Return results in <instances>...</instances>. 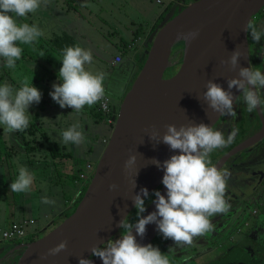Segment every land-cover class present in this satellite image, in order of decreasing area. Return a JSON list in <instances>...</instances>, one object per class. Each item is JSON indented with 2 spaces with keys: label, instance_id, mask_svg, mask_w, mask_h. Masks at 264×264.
<instances>
[{
  "label": "clouds",
  "instance_id": "clouds-1",
  "mask_svg": "<svg viewBox=\"0 0 264 264\" xmlns=\"http://www.w3.org/2000/svg\"><path fill=\"white\" fill-rule=\"evenodd\" d=\"M48 0H0V67L14 70L17 62L22 59V45H35L44 35L36 24L24 22L29 14L37 12ZM82 7H91L83 4ZM243 31L250 34L253 41L259 43L264 37V28H260L254 19L249 18ZM199 35V30L186 34L178 33L177 39L187 43ZM40 57H44L41 52ZM61 67L57 74L59 83L52 85L49 92L52 100L60 108H71L72 112L83 114L85 107L92 108L106 97L105 79L107 74L102 71L92 72L86 68L93 62L90 49L79 45L66 46L60 50ZM242 52L237 47L222 64L236 71L235 77L227 79V90L213 79H209L204 87L202 99L207 107L219 116L236 117L234 103L240 97L249 113L264 111V71L260 67H242L239 60ZM28 78H24L18 87L7 81L0 83V128L6 134L25 132L31 123L32 115L29 108L39 104L42 92ZM233 89L240 92L235 96ZM200 100V98H197ZM166 131L161 136L153 126L149 138L156 144L164 143L172 155L163 162L153 158L152 164L163 170L162 184L166 195L154 190L155 211L147 216L145 199L149 197L147 188H141L131 197L136 209V222H130L124 216L117 227L122 231L119 238L108 239L106 242L93 245L88 251L91 256L98 257L102 264H171L168 254L160 251L151 243L142 245L137 242V236L143 238L146 226L155 224L159 234L164 239H171L176 247H190L194 239L204 236L214 230L212 217L227 214L231 204L226 198L230 171L218 167L212 161V154L232 143L239 129L233 128L227 138L222 131L203 122L196 124H175L165 126ZM61 143L80 146L86 142L84 126L79 122L72 123L60 131ZM136 156L132 155L125 161V175L135 176L139 171L134 168ZM18 175L10 184V191L16 194L29 193L36 179V173L26 165L18 164ZM110 189L117 186L112 184ZM136 188L135 179L132 190ZM78 195V194H77ZM45 205H55L56 201L47 195L41 197ZM135 231V235L133 234ZM67 240H62L56 246L40 256L41 260L55 256L67 249ZM172 248H169V251ZM79 264H93L91 258H79Z\"/></svg>",
  "mask_w": 264,
  "mask_h": 264
},
{
  "label": "water",
  "instance_id": "water-1",
  "mask_svg": "<svg viewBox=\"0 0 264 264\" xmlns=\"http://www.w3.org/2000/svg\"><path fill=\"white\" fill-rule=\"evenodd\" d=\"M174 6L147 37L145 59L120 102L111 134L73 212L43 237L20 244L21 251L12 264H79L80 256L91 258L93 264H102L88 250L100 240L119 238L118 222L135 209L131 197L141 188H147L149 195L154 190L166 195L161 182L162 169L138 177L133 190V175H125V161L130 156H136L134 168L137 169L141 156L162 144L149 138L153 126L162 136L168 124L179 127L203 122L213 126L219 119V114L212 112L202 99L204 85L213 79L227 90V79L235 77L237 72L221 61L227 60L237 47L242 52L240 66L249 67L247 33L243 27L263 8L264 0H190L187 5L179 6L176 14H173ZM195 30H199V35L180 61L178 70L164 77L167 68H158L163 54L183 41L177 39L178 33ZM233 93L240 94L236 89ZM174 154L178 153L171 151L167 159ZM112 184L117 187L110 189ZM152 201L143 215L155 211ZM158 234L156 225L149 224L145 236H137V242L149 244ZM62 240L68 242L65 251L40 259Z\"/></svg>",
  "mask_w": 264,
  "mask_h": 264
},
{
  "label": "rangeland",
  "instance_id": "rangeland-1",
  "mask_svg": "<svg viewBox=\"0 0 264 264\" xmlns=\"http://www.w3.org/2000/svg\"><path fill=\"white\" fill-rule=\"evenodd\" d=\"M112 1L114 3L119 2V0ZM124 1L127 3V6L125 7L127 13L125 16L127 18L126 24L128 26L135 25L136 27H140L141 30H145L151 25V23L156 22L158 16H160L159 14H161L163 8L168 2V0H121L123 3ZM176 2L177 0L173 3ZM186 2L183 1V5L181 6H185L184 4H186ZM99 3L100 2H97L96 0H48V4L46 6L42 5L37 12L29 14L27 19L24 21L29 24L38 25L39 28L43 30L44 35L39 38L35 45H22L24 51L22 53V59L17 62L16 69L11 70L0 67V83L7 81L14 87H18L19 83L24 78H28L29 82H31V78L33 77L32 84L42 92L40 103L33 104L29 108V113L32 115L30 124H34L37 129L35 134H28V132L6 134L3 131V128H0V144L8 148L10 156L8 161L9 163L6 162L4 165H0V209L7 206V202L11 200L12 195L15 198L16 193L10 191V188H8L6 186L7 184H5V180H7L10 175L12 176L15 174L16 176V173L18 174V164L25 165L26 161L31 162V158L40 156V153L50 155L46 147L51 148L52 146H48L49 143L44 141L43 134L51 140L50 145L57 143L60 146L59 148L63 147L65 151L72 153L77 160L76 165L73 166L74 174L70 177V179L68 180L66 176H61L63 181L68 180L70 188L76 187V192L73 196L74 202L78 199L77 194L80 190V183L82 182L78 181L76 169L78 167L83 169L86 161H93L91 162L93 165L92 170L94 171L95 169L98 161L97 153H94L96 156L94 159L86 153V148L87 146H91L94 149L98 146L97 139L101 136L100 131H108L106 124L99 122L98 126H96V118L94 114L89 112V108H87V106L85 107L83 114L72 112L71 108H60V106L52 100L49 92L53 90L52 85L54 83H59L57 74L61 67V62L58 60L60 57L52 47L51 41L56 35L67 33L74 36L79 46L91 50L93 54V62L90 65H86V68L92 72L102 71L107 74L105 79V88L106 92L111 96V103L114 102L113 97L123 84L128 73V54L124 56L122 64H119L115 68L107 67L105 60L107 56L112 53V51L104 50L107 43L103 42V39H107L111 42L115 39L118 40V36L112 32L107 34L106 30L109 28L105 29L102 24V20L100 19L101 16L104 17L106 15L104 12L99 14ZM83 4L91 5V7H82ZM170 12L171 11L169 10L166 15ZM173 14L176 13L173 12ZM100 32H103L104 35L102 36ZM87 38L91 40L92 44L87 42ZM93 46L98 48V52L100 54L95 52ZM177 46L182 47V43H178L175 47ZM102 47L104 49H101ZM41 52L44 53V57L39 56ZM143 59L144 57L142 58L140 64H142ZM176 65L168 67V72L167 70L165 71L164 77L167 78L172 76L178 70L180 62ZM77 121L84 126L86 142L80 146L74 145V148L71 145L62 144L60 131L62 129H66L72 123ZM41 123L44 124L43 127L41 126ZM94 125L98 130H100L99 133L96 132L97 134L93 132ZM27 141L29 142L27 143ZM37 143H39L40 146L37 145ZM28 145L33 146V148L36 146V154L31 155L28 152ZM50 148L49 151L51 152ZM36 165L37 161H35L32 166ZM63 170H65V168ZM84 172L87 175L89 174L88 171ZM59 177L60 176H57L54 181V178H52V182H49L46 178H43L42 175H36V178H38L36 179V187L42 190L41 195H38L37 198L41 200V197L45 195L48 197L49 195H52L53 200L56 201V207L62 205V194L64 193V189L61 186V182L58 181ZM53 182H55V184ZM9 183L10 182H8V184ZM86 183L89 184L88 181ZM151 201L152 199H149V201L145 203L146 207ZM30 211L29 207L25 211V216H37L38 227L44 225L46 221L42 212L46 211L51 213V210L48 208H45L42 211H32L31 213ZM132 213H134V211ZM49 218H52V216H49ZM64 218L65 216L54 218V223L47 226L45 230L42 233H39L36 238L38 239L46 235L58 224H60ZM9 247H11L10 244L7 245V248ZM206 247L209 250L201 253L193 260V262L189 264L208 263L211 259L218 255L219 251H212L211 245ZM166 253H169V249L166 250Z\"/></svg>",
  "mask_w": 264,
  "mask_h": 264
},
{
  "label": "flooded vegetation",
  "instance_id": "flooded-vegetation-1",
  "mask_svg": "<svg viewBox=\"0 0 264 264\" xmlns=\"http://www.w3.org/2000/svg\"><path fill=\"white\" fill-rule=\"evenodd\" d=\"M183 1L186 2L177 0L174 12L183 5ZM251 19L257 22L258 27L264 28V6ZM247 42L249 66L260 67L264 71V37L256 43L247 34ZM261 95L264 97V90ZM234 110L235 118L220 116L212 126L222 131L225 138L233 128L239 129L232 143L212 154L213 163L227 168L231 173L226 193L231 209L227 214L212 217L214 230L195 238L190 247H176L171 239H164L158 234L152 245L168 254L171 264L193 262L201 253L209 250L208 245H211L212 251L219 253L204 264H221L224 261L231 264H264V111L258 108L249 113L242 97L237 104L234 103ZM151 196L145 199V203ZM133 211L128 217L130 222L137 218L136 209ZM46 227L40 229L39 233ZM29 241L27 239L23 243ZM8 244H0V250H4L0 252V264H12L21 251L19 245L22 243L10 244L11 247L7 248ZM169 248L172 249L166 253Z\"/></svg>",
  "mask_w": 264,
  "mask_h": 264
},
{
  "label": "crops",
  "instance_id": "crops-1",
  "mask_svg": "<svg viewBox=\"0 0 264 264\" xmlns=\"http://www.w3.org/2000/svg\"><path fill=\"white\" fill-rule=\"evenodd\" d=\"M96 1L100 2L99 3V8H100L99 14L104 12L106 15L104 17L101 16L100 19L102 20V24L105 27V29L109 28L106 30L107 34H109V32H112L118 36V40L115 39L114 41H111V42L107 39H103V42H106L107 46L105 47V49L103 47L101 49H104L106 51H112V53L109 54L105 60L107 67L115 68L119 64H122V62L124 60V56L126 54H128V57H127L128 62L127 63L129 64L128 65L129 69H128L127 76L124 79L123 84L118 89L116 95L113 97L114 102L111 103L113 109L116 111V110H118V107L120 105L122 98L124 97L125 93L128 91L133 79L135 78V75L137 73L136 72L137 68L139 67L141 60L144 57L145 50L148 48V47L145 48L144 45L147 42L148 35L153 31L154 24L156 25V23L161 19V17L164 18V16L168 13V11L176 4L173 3L175 0H168V2L166 4V6L163 8L161 14H159L160 16H158V19L156 20V22L151 23V25L148 28H146L145 30H141L140 27H136L135 25L128 26L126 24V19H127L125 17L127 15L126 10H125V7L127 6L126 1H124V3L121 2V0H119V2H116V3H114L112 0H96ZM100 34H102V36L104 35L103 32H100ZM68 35H70V34H68ZM72 37L74 39L75 45H78L74 36H72ZM87 42L92 44V42L89 38H87ZM101 42H102V40H101ZM93 49L95 50V52L100 54L98 52L97 47L95 48L93 46ZM104 50H103V52H104ZM116 56H121L120 62L114 61V58ZM106 95H108L109 98L111 99L110 94H108L106 92ZM95 107H96V105H94L92 108H89V112L94 114V116L96 118L95 119V125L98 126L99 122H102V123L106 124L108 131H100L94 125L93 132L95 134H97L100 131L101 136L97 139L98 146L94 149L91 146H87L86 153H88L93 158L94 157L96 158L95 154L97 153V158L99 159L102 152H103V149L105 147V141H107L109 136H110L111 127L103 120L102 115L96 114L94 112ZM41 126L43 127L44 124L41 123ZM44 141L46 143H49L48 146H54L55 145V146L60 147L57 143L50 145L51 140L47 136H46V139H44ZM34 142H36V141H34ZM37 145L40 146L39 143H37ZM71 146L74 148V145H71ZM46 148H47V151L50 153V155L40 153L41 155L38 157H35V158L30 157L31 162L26 161V163L25 162L24 163L30 170L34 171L36 173V175H42V177L46 178L49 182H52V178H54L53 179V181H54L57 176H60L58 178V181L61 182V186L64 189V193L62 194L63 204L60 205L59 207H56V205L42 204L40 202V199L37 198L38 195H41L42 190L38 189V187H36V179H38V178H36L34 183H33L31 192L25 193V194H16L15 198L12 195L13 198L11 196V200L7 202V206L5 208L0 209V226H7L12 221H15V220H18L21 218L35 219L36 225H37V222H38L37 216L32 215V216L26 217L25 211L29 207L31 210L30 213L32 211L33 212L36 210L42 211L45 208H48L49 210H51V213H48L46 211L42 212L43 217L46 219L45 224L42 225L41 227H39L40 229H42L45 226L52 225L54 223V218H56V217L59 218L61 216L62 217L65 216V214L69 212L68 210L72 208L71 202L74 201L73 196L76 192V187L70 188L68 180L74 174L73 173L74 172L73 166L76 165L77 160L75 159V157L72 153L65 151L63 149V147H61L60 149L63 150L62 152L70 154V156H71L70 158L62 160L61 158L54 157L51 155V152L49 151L50 147H46ZM35 152H37L36 146L34 147L33 150H31L30 154L31 155L36 154ZM36 158H37V160H36ZM35 161H37V165L32 166ZM91 162H93V161H86L85 162V165L83 168L84 171H87V169H86L87 164H90L91 167H93ZM64 168H65V170H63ZM78 168H80V167H78ZM7 175H8V173H7ZM17 175L18 174L16 173V176ZM16 176L14 174L11 177H8L7 180H5V184H7L6 186L8 188H10L9 186L12 183V181L15 180ZM61 176H66V178L68 180L63 181L61 179L62 178ZM76 176L79 177L80 175H76ZM8 182H10V183L8 184ZM53 183L55 184V182H53ZM49 198L53 199V196L49 195ZM49 216H52V218H49ZM37 227H38V225H37Z\"/></svg>",
  "mask_w": 264,
  "mask_h": 264
},
{
  "label": "built area",
  "instance_id": "built-area-1",
  "mask_svg": "<svg viewBox=\"0 0 264 264\" xmlns=\"http://www.w3.org/2000/svg\"><path fill=\"white\" fill-rule=\"evenodd\" d=\"M115 62H120L121 57L117 56L114 58ZM97 111L102 115L103 120L112 128L115 124L118 110H114L111 105V99L106 95L105 99L96 104ZM107 141H105V144ZM89 174H81L79 177L82 178L80 183V190L78 196L81 192L82 187L86 182L90 181L93 175V167L90 164L86 166ZM72 208L75 206V202L72 201ZM71 208V209H72ZM69 209L68 211H70ZM40 228L37 227L35 219L32 218H21L15 221H12L7 226H0V244L9 243L16 245L19 243L25 242L27 239L36 238Z\"/></svg>",
  "mask_w": 264,
  "mask_h": 264
},
{
  "label": "bare ground",
  "instance_id": "bare-ground-1",
  "mask_svg": "<svg viewBox=\"0 0 264 264\" xmlns=\"http://www.w3.org/2000/svg\"><path fill=\"white\" fill-rule=\"evenodd\" d=\"M196 39L189 41L188 43L183 40L182 42V47L177 46L172 48L169 51H166L160 62L158 65V68H168L171 67L173 65H176L178 62H180L181 60L184 59V57L186 56L188 50L192 47L193 42H195ZM177 66V65H176ZM173 69V68H172ZM168 72V70H167ZM171 75V73H170ZM171 150L168 147V145L162 143L160 145H157L155 148L150 149L149 151H147L146 153H144L141 158H140V162L139 165L137 167V171H139L138 175L135 176V174H133V176L131 177L132 181L141 177L142 175H144L146 172H149L151 170H161L158 169L155 165L152 164V159L156 158L159 161L163 162L164 160H166L169 156H170Z\"/></svg>",
  "mask_w": 264,
  "mask_h": 264
},
{
  "label": "trees",
  "instance_id": "trees-1",
  "mask_svg": "<svg viewBox=\"0 0 264 264\" xmlns=\"http://www.w3.org/2000/svg\"><path fill=\"white\" fill-rule=\"evenodd\" d=\"M162 19H163V17H161V19L159 20V22L154 26L155 28H156L157 25L161 22ZM154 27H153V29H155ZM51 45H52V47L54 48V50L56 51V53H57L58 56H59L60 50H61L62 48L66 47V46H73V45H75V42H74V39H73L72 36H70V35H68V34H66V33H63V34H61V35H56V36L52 39V41H51ZM144 59H145V58H144ZM139 67H141V64L139 65ZM129 88H130V87H129ZM94 112H95L96 114H100V113L97 111L96 107L94 108ZM100 115H101V114H100ZM36 131H37V129H36V127L34 126V124H30L29 128L25 131V133L28 132V134H33V133L35 134ZM43 138L46 139V137H45L44 134H43ZM28 142H29V141H27V143H28ZM27 143H26V144H27ZM33 149H34L33 146H29V145H28L27 150H28L29 153H30L31 150H33ZM50 150H51V155H52V156L57 157V158H61L62 160H63V159H68V158L71 157L70 154L62 152L61 149H60L58 146H55V145H54V146H52V147L50 148ZM8 152H9V151H8V148H7L6 146H4V145L2 146V145L0 144V165H4V163H6V162L9 163L8 161H9L10 156H9V153H8ZM76 172H77V175L85 174V172H84L83 169H81V168H77ZM9 175H10V173H9ZM9 177H11V175H10ZM77 178H78V181H82V178H80V177H77ZM11 179H12V178H11ZM87 186H88V183L84 184V186L82 187L81 192H80V194H79V196H78V199L75 201V206H76V204L79 202V200L81 199V197L83 196V194H84V192H85ZM152 197H153V195L151 196L150 200L152 199ZM75 206H74V208H75ZM74 208L71 209L68 213H66V214H65V217L69 216V215L73 212ZM157 237H158V235H156L155 238L151 241V244L154 242V240H155ZM36 239H37V238H30V239H29V240H30L29 242H32V241H34V240H36ZM92 257H94V256H92Z\"/></svg>",
  "mask_w": 264,
  "mask_h": 264
}]
</instances>
